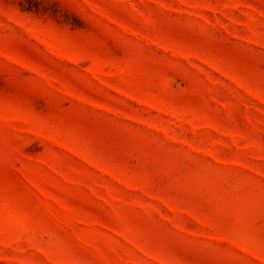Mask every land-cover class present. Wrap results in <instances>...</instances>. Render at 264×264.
Returning <instances> with one entry per match:
<instances>
[{"label": "rangeland", "instance_id": "obj_1", "mask_svg": "<svg viewBox=\"0 0 264 264\" xmlns=\"http://www.w3.org/2000/svg\"><path fill=\"white\" fill-rule=\"evenodd\" d=\"M0 264H264V0H0Z\"/></svg>", "mask_w": 264, "mask_h": 264}]
</instances>
